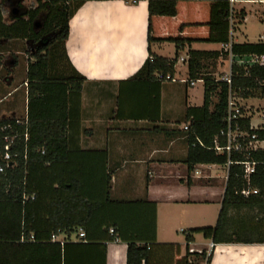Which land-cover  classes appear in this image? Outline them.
Wrapping results in <instances>:
<instances>
[{"label": "crops", "instance_id": "crops-1", "mask_svg": "<svg viewBox=\"0 0 264 264\" xmlns=\"http://www.w3.org/2000/svg\"><path fill=\"white\" fill-rule=\"evenodd\" d=\"M147 2L85 0L71 16L65 50L72 67L86 81L78 95L69 97L71 153L67 162L71 166L63 165L64 170L57 172L67 178V172L71 171V176L81 181L85 195L102 201L100 211L105 213V223L123 227L126 237H134L138 242L151 241V264H175L186 255L183 230L201 227L202 223L213 219L216 224L228 170V164L198 163L188 171L185 159L189 144L184 126L204 114L193 109L203 105L204 83L191 85L181 81L190 77L188 50L207 53L197 65L199 75L221 79L228 75L230 65L220 53L221 43L204 40L210 31L207 22L211 0H177L175 16L151 19L154 38L179 35L192 39L179 50L173 72L176 80L159 82L133 78L150 53L169 59L176 53L172 41L149 42ZM233 7L244 9L245 16L232 33V42H264V37L261 38L264 0H237ZM2 12L4 18L3 7ZM40 20L37 19L36 27ZM19 42L28 47L31 41L0 38V117L27 112L23 85L27 62L23 63L18 56L22 55ZM31 43L30 51L34 47ZM24 51L30 57V51ZM211 98L216 100L215 95ZM253 99L262 102L261 111L255 109V114L251 110L252 103L250 107L240 104V101ZM237 101L252 129L264 123L260 116L264 99L250 97L237 98ZM107 185L109 201L105 197ZM193 205L212 207L210 220L208 214L194 216ZM230 215L242 221L247 212L231 211ZM153 227L155 238L152 240ZM72 236V242L82 240ZM202 238L197 239L194 234L189 246L203 249L211 239L203 235ZM105 245V251H102L103 246L93 245L94 256L87 264L126 263V240L114 237ZM75 257L71 252V261L74 262ZM209 264H264V243H217Z\"/></svg>", "mask_w": 264, "mask_h": 264}, {"label": "trees", "instance_id": "trees-1", "mask_svg": "<svg viewBox=\"0 0 264 264\" xmlns=\"http://www.w3.org/2000/svg\"><path fill=\"white\" fill-rule=\"evenodd\" d=\"M84 1L47 0L28 8L25 16H17L9 23L4 21L0 3V38L27 39L34 43L23 80L27 96L26 115L0 117V163L4 165V170L0 172V264H87L91 256H94L93 245L103 246L102 251H105V243L115 236L127 241L125 264H151V241L138 242L134 237H126L123 227L113 222L105 223V213L100 211L102 201L85 195L81 181L71 176V171L67 172V178L57 172L64 170V166H71L67 162L71 153L68 142L69 97L71 94L78 95L86 81L72 67L65 50L69 20ZM130 2L136 3L138 0ZM147 7L149 42L172 41L176 53L171 59L150 53L133 78L154 79L156 71L173 75L179 50L192 39L179 35L169 38H154L151 35L152 17L175 16L177 0H148ZM244 16V9H234L230 26L229 0H211L207 22L210 31L204 40L228 43L230 27L235 31ZM39 17L41 20L36 28ZM231 49L234 54H262L264 42H232ZM220 53L226 58L224 52ZM188 54L190 77L187 81L201 78L204 83L203 105L193 108L204 114L200 118L194 117L185 129L189 144L185 159L188 171L198 163L226 165L228 160L233 162L228 165L216 224L183 230L187 248L197 233L212 239L216 244L264 243V149L234 151L230 155L214 149L215 138L221 146L226 143L220 132L227 125L229 92L236 98L264 99V67L255 65L245 72L243 67L232 64L229 84L210 75L197 73L199 60L207 53L189 49ZM213 95L215 101L211 98ZM239 123L242 131L264 139V128L251 129L248 117L240 119ZM5 125L10 127L3 129ZM5 136L10 141V160L7 164L2 161L7 143ZM245 160L256 162L251 184L259 190L258 194L248 197L236 193L245 185L242 165L236 161ZM109 195L110 187L107 185V201ZM242 210L247 212L242 221L231 217V211L238 213ZM79 227L84 229L85 237L72 242L71 237ZM110 228H113V234L109 233ZM30 232L34 233L35 241H19L22 233ZM59 232L65 235L63 244L51 241V235ZM151 238H155L154 227ZM168 246L175 250L177 248L171 244ZM71 252L76 256L74 262L70 259ZM190 255L192 261H189ZM203 255L188 253L175 264H195ZM173 256H170L171 263ZM210 259L211 256L207 264Z\"/></svg>", "mask_w": 264, "mask_h": 264}, {"label": "built area", "instance_id": "built-area-1", "mask_svg": "<svg viewBox=\"0 0 264 264\" xmlns=\"http://www.w3.org/2000/svg\"><path fill=\"white\" fill-rule=\"evenodd\" d=\"M135 2V0H132ZM237 0H229L230 3V26L233 22L232 14L234 12L233 4ZM234 31L230 27V39L228 43H221V52H224L226 54L227 61L230 65L229 73L226 77H222L221 80H224L230 84V76H231V68L232 64H236L237 66L243 67L245 72H248V69L252 66H260L264 67V53L258 54V53H247V54H234L232 52V33ZM264 35L261 36L263 38ZM182 59V58H181ZM154 79L159 82L164 81H175L176 78L174 75H171L170 73H163L162 71H156L154 72ZM183 82H189L191 85H195L197 82H202L203 79H192L190 81H187V79H181ZM26 85V84H25ZM247 114L245 113L244 109H242V106L239 105L237 98L233 95V93L229 92L228 95V109H227V117H226V128L224 130H221L220 134L221 136H224L226 139L225 145H219L217 138L214 139V149H216L218 152H226L228 155L234 151H244V152H250L257 149H262L264 147V139H258L255 134H249L245 131H242L240 129V123L239 120L242 118H247ZM261 118L264 120V111H262V114L260 115ZM10 125L3 126V129L9 128ZM252 125H250V128L252 129ZM264 128L263 124H258L256 128ZM184 129H187V126H184ZM5 141L7 142L4 146V154L2 157V161L7 164L10 160V141L9 137L5 136ZM233 161L228 160V165L232 163ZM236 163H240L243 168V178L245 180V185L236 193L238 192L240 195L244 197H248L250 195H256L259 193V190L252 186L251 184V175L255 171L256 162L245 160V161H236ZM4 170V165L0 163V172ZM109 233L113 234V228L109 229ZM79 239H83L85 237V231L82 227H79L77 229V232L75 234ZM64 234L59 233H53L51 235V241L56 242L59 241L61 244L64 242ZM115 239L117 237L115 236ZM20 242H33L35 241V236L33 232L30 233H22L20 238ZM216 243L212 241V239L207 243L206 247L203 249H196L194 247L189 246L186 250V254H194V253H200L204 254L201 259L195 263V264H207L208 257L212 255ZM189 261H192L191 255L189 256Z\"/></svg>", "mask_w": 264, "mask_h": 264}, {"label": "rangeland", "instance_id": "rangeland-1", "mask_svg": "<svg viewBox=\"0 0 264 264\" xmlns=\"http://www.w3.org/2000/svg\"><path fill=\"white\" fill-rule=\"evenodd\" d=\"M44 1H47V0H0V3L2 4V7L4 9V19L7 23L11 22L12 20V17L14 16L11 11H10V8H11V5H14V6H17L19 7L21 10H25V9H28L30 7H36L39 3L41 2H44ZM40 19V17H39ZM38 28V27H36ZM19 41H22V40H19ZM21 43L22 47H21V53L22 55H18L20 58H22L23 60V63H26L27 62V57H29V55L27 53H25V49H27L28 51H30V47L32 46V43L29 42L28 43V47H24V44L23 42H19ZM18 70L19 71H22V69L20 67H18ZM24 72V71H22ZM2 74V73H1ZM259 99H253V101H240V104H244L246 105L247 107H250L249 103H252L251 105V110L252 112L255 114L256 112L254 111L255 109H257V111H261L259 107H261V104L262 102L258 101ZM259 114V113H257ZM257 116V115H256ZM255 116V117H256ZM257 122V119H255L254 123ZM192 209V214L195 216V215H200V214H208L207 218H209L208 220H210V216L213 214L210 215L211 211H212V207H205V206H195L193 205V207L191 208ZM215 224L214 222V219L212 221H207V223H202L201 226H205V225H213ZM175 233V232H173ZM178 235H180L181 237V233H179ZM74 238V236H72ZM196 238L197 239H203L202 238V234L198 233L196 234ZM122 245V244H120Z\"/></svg>", "mask_w": 264, "mask_h": 264}, {"label": "flooded vegetation", "instance_id": "flooded-vegetation-1", "mask_svg": "<svg viewBox=\"0 0 264 264\" xmlns=\"http://www.w3.org/2000/svg\"><path fill=\"white\" fill-rule=\"evenodd\" d=\"M10 11L11 13L14 15V16H25L28 9H25L24 11L21 10L19 7L17 6H14V5H11V8H10Z\"/></svg>", "mask_w": 264, "mask_h": 264}, {"label": "bare ground", "instance_id": "bare-ground-1", "mask_svg": "<svg viewBox=\"0 0 264 264\" xmlns=\"http://www.w3.org/2000/svg\"><path fill=\"white\" fill-rule=\"evenodd\" d=\"M225 77V76H224Z\"/></svg>", "mask_w": 264, "mask_h": 264}]
</instances>
